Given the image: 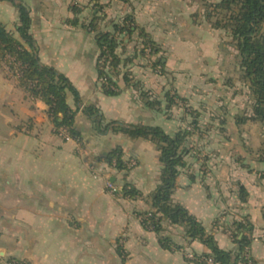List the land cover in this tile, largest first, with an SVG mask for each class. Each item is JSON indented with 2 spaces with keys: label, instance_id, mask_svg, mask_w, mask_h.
Here are the masks:
<instances>
[{
  "label": "crops",
  "instance_id": "crops-1",
  "mask_svg": "<svg viewBox=\"0 0 264 264\" xmlns=\"http://www.w3.org/2000/svg\"><path fill=\"white\" fill-rule=\"evenodd\" d=\"M17 4L29 10V32L41 62L64 74L78 90V101L71 92L67 100L77 110L75 122L82 128V141L57 134L48 105L27 93L0 61V256L24 258L31 264H194L188 253L210 252L202 241L191 240L184 226L166 219L158 233L146 228L139 217V212L153 209L151 194L159 184L162 163L156 143L114 128L98 132L85 113L92 106L104 123L160 126L169 134L177 132L187 113L184 110L182 118L178 108H167L170 91L162 76L114 74L116 92L106 93L99 74L98 39L101 32L113 31L115 23L130 17L161 48H173L176 32L194 29L189 21L194 1L0 0V22L22 40ZM135 35L132 40L122 36L130 46ZM24 46L31 49L27 43ZM193 88L186 84L184 94L197 102L200 96L194 95ZM223 97L208 88L199 102L202 107H194L209 115V127L240 126L229 115L230 105L220 104ZM216 98L218 105L213 104ZM148 99L161 104L150 105ZM168 110L172 115L166 114ZM221 142L225 141L220 136ZM115 148L121 149L125 162L133 158L137 164L118 169L107 163L105 155ZM220 148L225 156V145ZM252 154L249 149L250 160ZM230 175V184L237 180L245 185L246 201L233 184L227 186L220 169L195 172L184 167L172 199L185 206L226 250L236 243L224 225L248 217L254 226L249 254L255 264H264V189L256 181V172ZM126 183L136 188V196L124 194ZM160 236L168 238L170 247L162 244Z\"/></svg>",
  "mask_w": 264,
  "mask_h": 264
},
{
  "label": "trees",
  "instance_id": "trees-1",
  "mask_svg": "<svg viewBox=\"0 0 264 264\" xmlns=\"http://www.w3.org/2000/svg\"><path fill=\"white\" fill-rule=\"evenodd\" d=\"M10 1L14 3V0ZM201 1L206 7L205 19L213 28L225 30L239 52L242 76L249 81L254 96L253 114L250 118L255 121H264V0ZM17 7L19 9L17 31L22 40L16 38L14 32L0 22V61L5 62L13 58L12 69H18L17 79L21 87L33 97L41 98L48 105L47 112L54 124V131L62 136V131L66 130L71 138L81 142L82 128L75 122L77 110L73 109L67 100L68 93L71 92L78 101V90L64 74L53 66L41 62L34 46V39L29 32L31 23L29 10L23 4H17ZM195 15L197 16V13ZM91 25H95L94 22H91ZM135 33L136 45L142 49L147 58L153 59L161 46L149 32L135 25L130 17L115 23L113 31L99 34V74L100 78H106V82H103L106 93L116 92L114 87H117V84L113 75L116 74L117 64L120 62L118 47L122 41L125 42L122 35L126 34L132 40ZM23 42L27 43L31 49L26 48ZM147 48L150 49L149 56H147ZM142 95L149 97L145 91H142ZM174 98L175 96L166 95L167 108L173 106ZM148 102L150 105L161 104L160 100L148 99ZM194 111L192 109L191 113H196ZM85 113L92 117L98 132L104 133L114 128L130 137L149 138L156 143L160 151L162 168L159 184L151 194L153 209L139 212V217L146 228L160 233L165 219L173 224L184 226L185 234L191 240L198 239L210 249L209 253H194V258H189L194 264H207L206 258L209 257L213 259L214 264H247L249 259L247 255L255 264L248 249L254 231L253 223L248 217L245 216L242 220H234L224 225L231 231V236L236 243L234 249L226 250L218 245L214 235L208 233L204 225L185 206L173 201L172 195L177 187V177L181 168L187 164L184 160V155L188 151L185 144L188 135L186 131L169 134L160 126L124 125L114 121L104 123L98 110L92 106L86 107ZM241 121L243 122L241 119L238 120V122ZM104 160L118 169L128 168L120 148L108 152ZM261 177H264V172L261 173ZM122 191L129 197L138 194L136 188L128 183L123 185ZM239 196L242 201L247 200L248 191L241 182ZM160 240L165 247H170L171 242L167 237L160 236ZM19 259L31 264L27 259Z\"/></svg>",
  "mask_w": 264,
  "mask_h": 264
},
{
  "label": "rangeland",
  "instance_id": "rangeland-1",
  "mask_svg": "<svg viewBox=\"0 0 264 264\" xmlns=\"http://www.w3.org/2000/svg\"><path fill=\"white\" fill-rule=\"evenodd\" d=\"M193 1L195 8L189 21L192 19L194 22V29L189 27L188 32L181 31V23L178 24L177 29L180 31L175 33L174 47L159 48L153 59L146 57L136 45V39H133L130 46L122 41L117 50L120 62L115 73L127 77H135L142 72L162 76L164 87L170 91L169 95L175 96L172 107L179 109V116L182 118H185V110L188 117L177 130L188 134L185 141L188 151L184 155L188 165L184 167L185 170L194 168L195 172H216L220 169L226 177L227 186L232 187L233 184L237 190L240 182L236 180L230 184L231 172H256V181L264 189V177H261L264 172V121L250 118L253 114L254 96L249 81L242 76L239 52L225 30L213 28L205 19L204 3L201 0ZM7 63L8 61L3 62L5 68ZM8 72L13 73L10 69ZM165 80H169V83ZM186 84L189 87L193 85L194 95L200 96L197 102L186 99ZM208 88L216 91L217 97L224 96L220 104L230 105L229 115H234L240 126L227 124L226 128L220 130L219 126H208L209 115L195 109L201 106L199 102H202V96ZM213 102L214 105L219 104L217 98ZM192 109L196 113H191ZM166 114L170 116L172 112L168 110ZM239 119L243 122H238ZM217 121L219 120L216 119L215 123ZM220 136L224 138V143L219 144ZM207 139L213 141L208 144ZM220 145H225V156L221 154L223 150ZM249 149L253 151L251 160L247 156Z\"/></svg>",
  "mask_w": 264,
  "mask_h": 264
},
{
  "label": "built area",
  "instance_id": "built-area-1",
  "mask_svg": "<svg viewBox=\"0 0 264 264\" xmlns=\"http://www.w3.org/2000/svg\"><path fill=\"white\" fill-rule=\"evenodd\" d=\"M146 52H147V56H149L150 55V53H149L150 52V49L147 48L146 49ZM12 63H13V58H9L8 59V63L6 65V69L8 68V69L12 70V72H13L12 74H14V76L17 77L19 75V71H18V69H12ZM100 80L102 82H106V78H104V77H101ZM61 134L66 139L71 138L70 135H69V133H68V131H66V130H63ZM125 163H126V165H127L128 168L134 167L137 164L136 160L133 159V158L130 159V160H128V161H126ZM108 184H109V187L111 188V190H113V191H116L117 190V188L114 186L113 183H110L109 182ZM188 257L189 258H194V254L193 253H188ZM247 257L249 258L247 264H253V262L250 259L249 255H247ZM206 261H207V264H214L213 263V259L210 258V257L209 258H206ZM0 264H28V263L26 261H24V260L19 259V258H13V257L11 258V257H8V258H5L4 259L3 256H0Z\"/></svg>",
  "mask_w": 264,
  "mask_h": 264
}]
</instances>
